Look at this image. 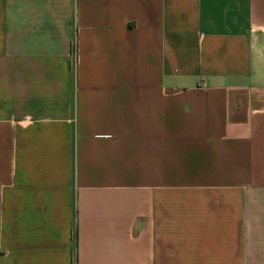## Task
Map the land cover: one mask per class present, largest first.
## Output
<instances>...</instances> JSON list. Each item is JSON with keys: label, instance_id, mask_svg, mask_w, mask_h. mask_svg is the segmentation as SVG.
I'll return each instance as SVG.
<instances>
[{"label": "crops", "instance_id": "1", "mask_svg": "<svg viewBox=\"0 0 264 264\" xmlns=\"http://www.w3.org/2000/svg\"><path fill=\"white\" fill-rule=\"evenodd\" d=\"M0 264H264V0H0Z\"/></svg>", "mask_w": 264, "mask_h": 264}]
</instances>
